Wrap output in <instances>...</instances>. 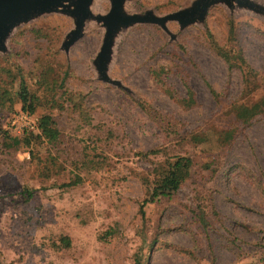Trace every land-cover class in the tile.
I'll list each match as a JSON object with an SVG mask.
<instances>
[{
    "label": "rangeland",
    "instance_id": "374dc122",
    "mask_svg": "<svg viewBox=\"0 0 264 264\" xmlns=\"http://www.w3.org/2000/svg\"><path fill=\"white\" fill-rule=\"evenodd\" d=\"M73 1L15 23L0 47V130L22 138L11 125L19 79L34 102L28 146L0 137V264H130L136 253L143 264H264V104L254 112L264 0H208L199 17L163 27L118 24L104 79L98 17L110 0L90 1L64 48ZM199 1L122 0L121 13L164 16ZM41 119L53 142L38 136ZM175 156L190 158L187 178L141 218L151 177Z\"/></svg>",
    "mask_w": 264,
    "mask_h": 264
},
{
    "label": "water",
    "instance_id": "95a60500",
    "mask_svg": "<svg viewBox=\"0 0 264 264\" xmlns=\"http://www.w3.org/2000/svg\"><path fill=\"white\" fill-rule=\"evenodd\" d=\"M63 0H0V47L2 40L10 28L17 22L27 19L33 12L50 11ZM91 0H74V9L66 13L74 18V30L71 36L64 42L63 47L75 41L82 26L83 20L88 16V6ZM208 0H200L197 6L190 11L173 12L164 16L146 15H124L121 13L122 0H110V7L106 14L98 19L104 26L102 43L96 60V67L100 78L104 77V60L111 35L118 24L127 25L135 22L155 23L161 27L167 20H176L187 23L199 17Z\"/></svg>",
    "mask_w": 264,
    "mask_h": 264
},
{
    "label": "trees",
    "instance_id": "16d2710c",
    "mask_svg": "<svg viewBox=\"0 0 264 264\" xmlns=\"http://www.w3.org/2000/svg\"><path fill=\"white\" fill-rule=\"evenodd\" d=\"M18 101L20 105V110L27 114H31L34 110V102L33 97L29 95L26 91L24 83L22 79H19V87H18ZM264 104V100L257 101L256 108L254 110L255 113L260 112L262 106ZM250 116H245L241 119V121L246 122ZM38 130V136L47 140L48 142H53L58 135V132L55 127L51 125V122L48 120L41 119L36 125ZM27 133L22 132V138L16 139L14 137H9L5 130H0V137L4 140L3 145L5 147L16 146L19 143H22L25 146H28L29 139L28 137L32 134L31 132ZM152 152V151H151ZM191 166V160L187 156H175L172 160L166 161V167L160 171L159 174H154L151 177L149 182L150 188L147 191V195L143 198L138 206V211L141 218H144L143 205L148 202H152L159 197H169L171 196L181 185V183L187 178L189 173V168ZM79 179L74 178L62 186H72L75 185ZM33 189L23 188L22 194L24 195V199L27 200L32 196ZM199 220L204 221L202 215H199ZM62 241L67 244V238L65 236L60 237ZM130 264H143L140 256L136 253L132 259Z\"/></svg>",
    "mask_w": 264,
    "mask_h": 264
},
{
    "label": "built area",
    "instance_id": "2783aa9c",
    "mask_svg": "<svg viewBox=\"0 0 264 264\" xmlns=\"http://www.w3.org/2000/svg\"><path fill=\"white\" fill-rule=\"evenodd\" d=\"M11 118V125L17 132L32 129L34 126L30 115L25 112L18 111Z\"/></svg>",
    "mask_w": 264,
    "mask_h": 264
}]
</instances>
